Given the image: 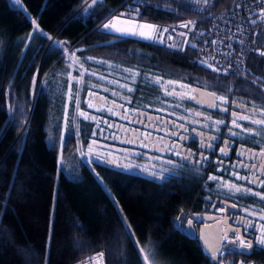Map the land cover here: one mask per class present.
I'll list each match as a JSON object with an SVG mask.
<instances>
[{
    "label": "trees",
    "instance_id": "16d2710c",
    "mask_svg": "<svg viewBox=\"0 0 264 264\" xmlns=\"http://www.w3.org/2000/svg\"><path fill=\"white\" fill-rule=\"evenodd\" d=\"M90 5L91 0H0V264H82L95 255L100 264H145L140 248L154 253L149 264H212L195 238L172 225L177 208L187 203L182 194L167 192L166 182L86 165L82 153L92 122L78 116L85 111L78 107L87 82L110 101L96 78L106 69L102 63L110 61L205 84L264 108V56L259 54L264 18L260 11L250 15L244 71L230 75L200 63L196 49L210 16L229 10L234 0H98ZM121 13L150 23L192 21L194 29L181 49H170L102 28ZM32 21L42 31H33ZM66 93L71 102L64 118ZM66 121L70 127L87 126L75 135L63 134L59 147L60 124ZM74 139L81 156L72 149ZM249 258L264 263L258 253L223 246L224 264Z\"/></svg>",
    "mask_w": 264,
    "mask_h": 264
},
{
    "label": "flooded vegetation",
    "instance_id": "af4514ba",
    "mask_svg": "<svg viewBox=\"0 0 264 264\" xmlns=\"http://www.w3.org/2000/svg\"><path fill=\"white\" fill-rule=\"evenodd\" d=\"M155 76L160 79L159 83L147 82L146 78L137 79L130 86L131 91H119L117 98L108 85H100L106 93L109 92L111 111L108 109L110 113L103 116L97 114L95 137L87 141L83 152L86 165L166 182L167 192L180 193L187 202L177 208L172 220L174 227L184 233L185 223L190 220L188 223L198 242V229L210 224L213 230H218L217 247L225 243L232 250L264 256V245L256 240L261 234L260 225L264 224V200L243 190L251 188L253 192L264 193V185L254 182L257 177L264 179V157L260 156L264 147V129L239 119L242 115L262 119L264 108L255 100L218 88L214 90L185 78ZM169 81L175 83L169 84ZM196 87L215 96L197 93ZM172 91L176 94H166ZM190 96L194 99L188 98ZM221 96L226 100L217 99ZM212 103L217 106L209 107ZM233 112L237 114L235 117ZM233 119L241 127L234 126ZM243 128L259 134L245 133ZM229 129L237 135H232ZM130 140L136 143H129ZM142 144H148V147ZM165 145L172 151H168ZM221 149L225 151L221 152ZM233 173L249 179H238ZM210 176L217 179L210 180ZM225 183L242 186V190L235 192L223 187ZM174 187L181 188L182 192ZM193 213L199 215L194 217ZM208 215H211L210 219H206ZM236 231L246 242H251V248L241 247L236 242ZM225 233L231 243L222 242Z\"/></svg>",
    "mask_w": 264,
    "mask_h": 264
},
{
    "label": "built area",
    "instance_id": "2783aa9c",
    "mask_svg": "<svg viewBox=\"0 0 264 264\" xmlns=\"http://www.w3.org/2000/svg\"><path fill=\"white\" fill-rule=\"evenodd\" d=\"M261 7H264V0H234V5L229 10L211 15L206 29L199 32L200 40L196 49L197 60L200 63L202 60H206L208 64L226 74L233 75L243 72V62L251 41L250 15L259 12ZM185 23L173 25L151 22L150 24L157 25L161 31L168 29L167 32H163L162 42L158 38L159 33L154 32L156 43L170 49H181L188 35L194 29V23L189 24L188 28L182 26ZM181 33H186V35H181ZM213 41L216 43L213 44ZM203 65L208 67L206 64ZM225 67L229 69L227 72L223 71ZM225 241L223 236L222 242ZM223 246L220 245L215 250L216 261H212L200 247L212 264H224L221 260ZM238 264L264 263L249 258Z\"/></svg>",
    "mask_w": 264,
    "mask_h": 264
},
{
    "label": "rangeland",
    "instance_id": "374dc122",
    "mask_svg": "<svg viewBox=\"0 0 264 264\" xmlns=\"http://www.w3.org/2000/svg\"><path fill=\"white\" fill-rule=\"evenodd\" d=\"M117 16H120V15H114V16L110 17L109 19H107L104 23L108 22L113 17H117ZM121 19L122 20H127L129 18L122 17ZM135 22H136V24H150V22L138 21L136 19H135ZM118 27L127 28V27H133V25H129V24H126V23H119L118 22ZM106 31H108V30H106ZM143 31H151V30L150 29H143ZM108 32H110V33H112L113 35H116V36H121V35H117V34L111 32V31H108ZM124 36L133 37V38H137V39L145 40V41H150V42H156L155 41V37L153 39H145V38H141L138 35H124ZM102 64H103L104 68H106V69L104 70V72H103V69H102V72L99 73L98 75H96V78H97V80L103 82L105 85H108L110 87V90L114 92V96L116 98L118 97L117 96V92H119V91L122 92V91L129 90L130 86L137 79H141L142 80V79L146 78L147 82L151 81L152 83H157L156 81H157L158 77L155 76L154 74H152L151 71L147 72V70H144L143 68H139L137 66L133 67V66L121 65V64H117V63L116 64H112L110 61L109 62L108 61L104 62ZM104 73L106 75H104ZM67 75H69V71H67ZM56 82L57 81L55 80L54 84ZM161 82H162V80H161ZM65 85H67V83ZM67 86L69 87V85H67ZM68 89L69 88H67V90ZM98 89H101V86ZM70 97L71 96L66 93V96L63 98L64 99V103H63L64 111L62 112V116L64 118H66V116H67V108H69V103L71 102ZM77 101H78V98L76 96L75 97V101H74L75 105H78ZM89 102L94 104L95 107H91L90 108L88 106ZM78 108L79 109H85V111H83V112L88 114L89 118L86 119V121H91L92 122V127L90 126V130H91V138H94L95 137V131L97 130V127H98V126L94 127L95 124L98 125V123H97L98 115L97 114L100 113V112L103 113V114L110 113L108 111V109L111 108V104L107 101L105 95H103V94H101L99 92L96 94L95 91H92V88L89 85V82H87V84H85L84 96L82 97V101H81L80 107H78ZM78 116L80 118L85 119L84 116L80 115V112H79ZM91 117H95L96 119L94 121H92ZM60 126L61 127H60V132L58 134V141H57V144H58L59 147L62 146L63 134L64 135L65 134H67V135H69V134L70 135L71 134L75 135L76 132L78 130H80V129L85 131L87 125L86 124L85 125L81 124V125L76 126V124L72 123L71 127H70L69 123L66 121L65 123H61ZM73 144H74V146H73L72 149H75L73 151L76 154L80 155L81 154L80 151H81L82 148L80 147L79 142L74 139ZM63 160L65 161V158L60 157L59 162H63ZM96 257H97V259H96ZM82 264H100V261L98 259V256L95 255L94 257L84 261Z\"/></svg>",
    "mask_w": 264,
    "mask_h": 264
},
{
    "label": "snow or ice",
    "instance_id": "6c2138e0",
    "mask_svg": "<svg viewBox=\"0 0 264 264\" xmlns=\"http://www.w3.org/2000/svg\"><path fill=\"white\" fill-rule=\"evenodd\" d=\"M15 2L17 4H19L20 0H15ZM97 2H98V0H91V5L90 6H94ZM205 3H207V0H205ZM134 11H136L138 13L139 10L136 9ZM124 16H125V13H121L120 16L113 17L111 20H109L108 22L104 23L102 25V28L104 30L111 31V32H113V33H115L117 35H121V36H124V35H138L141 38H145V39H153L154 38V32H155V33H159V37L158 38L161 40V42L163 41V32H167L168 31V29H163L161 31L157 25L136 24L135 17H131V18L127 19V20H122L121 18L124 17ZM259 17L260 18H264V7H261L260 12H259ZM118 22L119 23H126V24H129V25H133V27H127V28L118 27ZM254 22L255 21H253V23ZM32 23L34 24L33 31H42L39 28V25H38V23L36 21H32ZM192 23L193 22L189 21V22L185 23L182 26L185 27V28H188L189 24H192ZM143 29H150L151 31H143ZM181 35H186V33H181ZM169 38H171V37H169ZM49 39H52V38L49 37ZM56 43L57 44H63L65 42H56ZM212 43L215 44L216 41H213ZM64 51H65V54H67V49H64ZM259 54L261 56H264V52H260ZM73 55H74V53H73ZM201 63L202 64H206L209 68H213L214 71H220V69L214 68L213 65L208 64L206 60H202ZM228 70H229L228 67H225L223 69L224 72H227ZM93 75H95V73H93ZM156 82L159 83L160 79L157 78ZM167 83L171 84V83H175V82L169 81ZM129 91H131V89H129ZM166 94L171 96V95H174L176 93L174 91H172V92H167ZM212 95L215 96L214 93ZM188 98L194 99V97H191V96L188 97ZM70 99H71V97H70ZM217 99H219L220 101H224V100H226V97L221 96V97H217ZM88 106L90 108L91 107H95V105L92 104L91 102H89ZM208 106L209 107H216L217 105L215 103H212V104H209ZM223 110L227 111V109H223ZM109 111H111V109H109ZM255 111H256L255 106H253V112H255ZM80 115L84 116L85 119L89 118L88 114L85 113V112H80ZM236 115L237 114L235 112H233V116L235 117ZM91 119L95 120L96 118L95 117H91ZM239 119L240 120H247V121H249L250 124L258 125V126H260V128L264 129V118H262V119H251L248 115H242V116H239ZM216 123H223V121H217ZM232 124L234 126L238 127V128L241 127V125H239L237 123L236 119L232 120ZM111 126L112 125H109V127H111ZM229 131L231 132L232 135H234V136L237 135V133L232 132L231 129H229ZM243 131L245 133H248V134H259V133H256L254 131L250 133L248 128H243ZM145 135H150V134L146 133ZM172 135H175V133H172ZM181 139H186V137H181ZM128 142L129 143H136L135 140H130ZM142 146L147 148L148 144H142ZM210 146L211 145H209V147ZM165 148H167L168 151H172V148L170 146H168V145H165ZM163 150L164 149H161V151H163ZM224 151H225V149H221V152H224ZM175 154L176 155H181V153H179V152H176ZM82 155H83V153H82ZM241 155H243V153ZM253 155H255V154H253ZM260 156L264 157V147L261 148ZM156 159H161V157H156ZM244 166L245 167H249L248 165H244ZM123 167L128 168V167H131V165H123ZM251 167L252 168H256L257 166L256 165H251ZM233 174L236 175L238 179H243V180H248L249 179L248 177H240L238 173H233ZM209 179L210 180H214V179H217V177L210 176ZM250 182H253V181H250ZM254 182H258V183L264 185V179H261L260 177H257L256 181H254ZM222 186L223 187H228V188L234 190L235 192H240L242 190V186H237L234 183H232V184L225 183ZM243 190H245L246 192L251 193L253 195L260 196L261 199L264 200V193L253 192V190L251 188H244ZM245 211H247V209H245ZM122 219H124V217H122ZM125 229H126V231H128L129 236H132L130 225H127L126 221H125ZM260 233L261 234L259 235V237H256V240H257L258 244L264 245V224L260 225ZM234 235L236 237V242H238L241 247H244V248H251L252 247L251 242H246L238 231H236L234 233ZM224 239L225 240L228 239L227 233H225ZM139 251L142 254V259L145 262V264H149L150 259L154 256V253H152L151 249H148L146 254H145V250L143 248H140ZM102 255L103 254H101V256ZM212 256H213V258H216V253H212Z\"/></svg>",
    "mask_w": 264,
    "mask_h": 264
},
{
    "label": "water",
    "instance_id": "95a60500",
    "mask_svg": "<svg viewBox=\"0 0 264 264\" xmlns=\"http://www.w3.org/2000/svg\"><path fill=\"white\" fill-rule=\"evenodd\" d=\"M197 93L200 94H207L209 96H211L212 94L204 89H200L198 87H196ZM198 213H193V216L196 217L198 216ZM206 219H210L211 215L205 216ZM190 220H188L185 223V227L183 228V232L184 234L189 237V238H194V231L192 230L190 224L188 223ZM175 224V223H174ZM224 232H226L225 230H223ZM203 232H204V236H203ZM205 232H209V234H205ZM198 242L200 244V246L202 247V249L208 254L209 258L212 261H216V258H213L212 253H215V250L218 246V230L214 229L211 227V225H202L198 231ZM227 243H231V240H226ZM244 249V248H243Z\"/></svg>",
    "mask_w": 264,
    "mask_h": 264
},
{
    "label": "crops",
    "instance_id": "0c3cea01",
    "mask_svg": "<svg viewBox=\"0 0 264 264\" xmlns=\"http://www.w3.org/2000/svg\"><path fill=\"white\" fill-rule=\"evenodd\" d=\"M114 16V15H113ZM112 17V16H111Z\"/></svg>",
    "mask_w": 264,
    "mask_h": 264
}]
</instances>
